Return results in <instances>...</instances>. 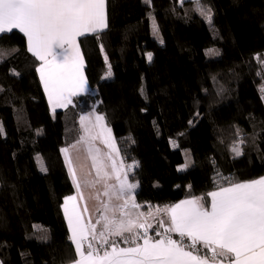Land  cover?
I'll list each match as a JSON object with an SVG mask.
<instances>
[{
    "label": "trees",
    "instance_id": "16d2710c",
    "mask_svg": "<svg viewBox=\"0 0 264 264\" xmlns=\"http://www.w3.org/2000/svg\"><path fill=\"white\" fill-rule=\"evenodd\" d=\"M106 21L78 38L89 90L54 113L24 34L0 33V264L76 260L61 150L79 140L84 112L104 117L134 163L145 210L196 196L208 207L209 192L264 176V0H106ZM214 45L218 57H206ZM183 147L192 163L180 172Z\"/></svg>",
    "mask_w": 264,
    "mask_h": 264
},
{
    "label": "snow or ice",
    "instance_id": "6c2138e0",
    "mask_svg": "<svg viewBox=\"0 0 264 264\" xmlns=\"http://www.w3.org/2000/svg\"><path fill=\"white\" fill-rule=\"evenodd\" d=\"M106 27V0H0V33L18 29L27 38V50L41 61L36 71L53 111L66 108L71 104V98L84 90V61L78 38ZM151 58L149 53L148 59ZM107 75L111 76L110 70ZM88 119L81 117L85 135L80 140L90 144L98 135L107 132L109 136L104 143L112 151H118L111 142V130L103 124L104 117L96 116L91 127L85 125ZM62 151L79 192L80 182L67 157L68 149ZM233 151L237 156L241 155L238 147ZM89 153H92L91 146ZM96 153L91 156L93 168L97 182L105 181L103 195L109 200L102 204L100 218L92 223L90 218L85 222L78 210L76 196L65 198L63 208L71 232L69 239L78 256L73 264H210L207 256L195 254L198 245L211 253V264H223L225 260L228 264H264V177L239 183L229 181L227 187L220 186L217 191L207 194L211 198L208 207L204 197H193L156 208V214H166L168 224L160 220L158 227L163 228V232L157 231L158 238H153L148 234L153 228L148 222L152 212L147 215L141 212L132 218L124 212L127 200L123 205H111L113 196L122 199L138 185L128 182L127 173L122 174L111 152L107 154L111 160V174L98 156L99 149ZM113 174L118 188L107 184ZM80 198L83 199L82 193ZM132 201L134 208L141 207L134 197ZM117 210L122 218L116 217ZM84 211H87L86 206ZM97 225H102L99 232ZM171 233L178 234L181 239H173ZM110 237H121L124 244L132 246L120 247L110 242ZM184 238L190 244L185 245Z\"/></svg>",
    "mask_w": 264,
    "mask_h": 264
},
{
    "label": "crops",
    "instance_id": "0c3cea01",
    "mask_svg": "<svg viewBox=\"0 0 264 264\" xmlns=\"http://www.w3.org/2000/svg\"><path fill=\"white\" fill-rule=\"evenodd\" d=\"M16 30H18V29H16ZM102 30H104V29H102ZM102 30H100V31H102ZM89 34H91V33H89ZM25 42H26V46H27V38L26 37H25ZM80 53L83 56L82 51H80ZM83 61H84V59H83ZM40 63H41V61H39L37 68L39 67ZM84 66H85V63H84ZM83 73H84V67H83ZM37 76L39 77L40 85H41V88L43 89L44 96H45V100H47V104H48L49 111L52 112V113H54L55 111H60V109H63V108H56L55 111H53L52 105L49 102L48 95H47V93L44 90V86H43V83H42V81L40 79V74L38 72H37ZM84 77H85V80H86V84L84 86V90L78 92L77 95L83 94V93H85V92H87L89 90V86H88V82H87V79H86V75L85 74H84ZM71 100H72V98H71ZM260 101L264 104V99L263 98L262 99L260 98ZM98 115L101 116L99 113L94 112V111L84 112V114L80 115V117L78 118V123H79V128H80V134H79L80 135V138H81V136L85 135V133H84V126H82V124H81V117L82 116L88 117L89 119L85 121V125L91 127V124L95 123V117L98 116ZM103 124H104L105 127L108 128V126L106 125V123L104 121H103ZM95 131L98 132L99 129H96ZM108 136H109V133H107V132L103 133V135H98L95 140H91L90 141V144L89 143H86L84 141H81L80 138H79V140L76 141L73 145L66 146V147H62V149H68L67 155L69 156V159H71V160L74 161V163H73L74 165L75 164L78 165V167H80L81 169L85 167L87 170H91L93 168V163H92L93 161L91 160L92 159L91 156L94 155V154H96V149H99L98 156L99 155H101V156L104 155L105 156V154H107V150L110 153V148L104 143V139H106ZM110 137H111V133H110ZM112 137H113V134H112ZM112 140H113V143L115 144L116 149L118 150V147H117V145L115 143L114 137H113ZM90 146L92 148V153L91 154L89 153V147ZM61 154H62V158L65 161L66 169L68 171L69 178H70V181L72 183L71 176H70V172H69V167L67 166V162H66V159H65V156H64V152L62 150H61ZM118 156H119V153H118ZM90 160L92 162H90ZM120 160H121V157H120ZM109 161H110V159H109ZM262 177H264V176H262ZM259 178H255V179H259ZM90 187H91V184H90ZM224 187H227V186H224ZM90 189L91 188H87L85 190L82 189V194L84 196H83V199H81L80 198V195H79V192L76 191V189L74 188V184H73V193L65 196L64 199H63V202L61 204V207H62L63 217L66 220V225H67V229L69 231V235H71V232H70V229L68 227V221H67V218H66V216L64 214V208H63V205L65 203V198L66 197L76 196L77 197L76 203L78 205V210L81 212V214H82L85 222H87L89 220V218H90L92 223H96L95 218L93 217L94 214L92 212H87V215H86V213L84 211V208L81 205L83 202H87V203L88 202H91V197H90V195L87 192V190L90 191ZM217 190H213V191H217ZM191 198H193V197L184 198L182 200H187V199H191ZM182 200H178V201H176L173 204L179 203ZM209 200H211L210 197H209ZM119 201H120V199H119ZM124 202H125V199H124V201H122V199H121V201H120V203H118V205H123ZM208 206H210V202H209V205ZM127 208H129L131 210V212L128 215L131 216L132 218L138 217L141 212L144 213V214H146V215L149 212H152L153 213V215H151V216L148 217V222L153 225V228L152 229H149V233L148 234L150 236H152L153 238H158V237H156V232L157 231L163 232V228L158 227V222L160 220H163L165 222V225L168 224V218H167L166 214L163 213V212H161L159 214H156L155 213V209L148 208V209L145 210V209H143L141 207L140 208H134L132 206V203L131 204H127V206L124 208V210L126 209L128 211ZM160 208H164V207H160ZM124 212L126 213V211H124ZM115 215H116L117 218H122L121 212L119 210H117L115 212ZM124 218H126V217H124ZM101 227H102V225H97V232H99L101 230ZM127 235L128 234H125L126 237H127ZM170 235L172 236L173 239H176V240H180L181 239L179 237V235L176 234V233H171ZM109 239H110V242H115L120 247L132 246L131 244H124L123 243V238H121V237H110ZM184 239L185 240H183V242L188 241L190 243V241L187 238H184ZM140 242L142 243V241H140ZM94 243H96L97 246H99L98 245V242H94ZM86 249H87V245H85V250ZM197 249H199V250L195 254H198V255H201V256H207L210 259V264H211V253L208 250L204 249L202 245H198L197 246ZM74 250H75V245H74ZM102 251L103 250H101V254H102ZM75 253H76V250H75ZM76 259H78V256H77ZM74 261L69 262L67 264H73ZM223 264H228V261L225 260L223 262Z\"/></svg>",
    "mask_w": 264,
    "mask_h": 264
},
{
    "label": "rangeland",
    "instance_id": "374dc122",
    "mask_svg": "<svg viewBox=\"0 0 264 264\" xmlns=\"http://www.w3.org/2000/svg\"><path fill=\"white\" fill-rule=\"evenodd\" d=\"M144 1L148 2L149 0H144ZM208 27H209L210 31L212 32L213 31V29H212L213 27H212V25L210 23H208ZM150 36H153L158 42H161V36L159 35V33H158L157 29H156V24H154V21H153L152 17L150 19ZM204 52H205V56L208 57V58L218 57V54H219L217 46H215V45L205 49ZM108 77H111V76H108ZM260 90H261L260 98L264 99V87L262 86V88ZM112 139H113V137H112V133H111V141L113 142ZM170 142H171V146L173 148H176L178 146L177 142H175L173 140H171ZM110 152H111V155H112V159H115V161L117 163V167L119 169H121L122 174L124 172L127 173L128 182L137 184L136 180L129 179V174L132 173L133 170H134V168H133L134 167V163H125L122 160H120V157L118 156V152L117 151H112V149H110ZM108 153H109V151L107 150V154ZM107 154H105V156L104 155L103 156L99 155V158L103 159L104 164L106 165L105 170L111 174L112 173L111 160L109 161V158H108ZM182 154H183V161H182L181 164L177 165V170L180 171V172H182V170H185V169L189 168L191 166V163H192L191 153H189L188 147H183L182 148ZM64 156H65V159H66L65 153H64ZM67 157L69 158L68 155H67ZM35 160L38 163V168L40 170H42L43 161L41 160L40 156L36 155L35 156ZM91 160H90V162H92ZM66 162H67V166L69 167V163H68L67 159H66ZM73 163H74V161L71 160V167H72V169L75 170L77 181L80 182L79 195H80V192L82 193V189L85 190L87 188H91L90 191L87 190L88 194L91 197V202H88V203L87 202H83L81 205L83 206V208H85V206L87 207V211H85L86 215H87V212H92L94 214L93 217L95 218V221H97L100 218L101 213L103 211L102 204L104 202H108V200H109V198L107 196L103 195V192L105 190V181L104 180H100L99 182H97L98 178L96 177L95 168H92L91 170H87L84 167V168L81 169L80 167H78V165H76V164L74 165ZM184 165H187V167H184ZM69 172H70V170H69ZM70 176H71L72 183L74 184V188L78 192L76 184L73 181V176H72L71 172H70ZM86 181H87V183H86ZM90 184H91V187H90ZM107 184L115 185L117 188L119 187L118 182L116 181L114 174L111 175V178L107 179ZM135 190L136 189H134L131 193L125 195L122 198V201H124V199H125V200L128 201L127 204L133 203L132 198L134 197V194H135L134 191ZM97 197H99V198H97ZM120 201H121V199H120ZM120 201L118 199H116L115 196H113L112 200H111V205L113 207L118 206V203H120ZM127 209H128L129 212L126 209L124 211H126V213L129 214L131 212V210L129 208H127ZM111 214L112 213H110V215Z\"/></svg>",
    "mask_w": 264,
    "mask_h": 264
},
{
    "label": "built area",
    "instance_id": "2783aa9c",
    "mask_svg": "<svg viewBox=\"0 0 264 264\" xmlns=\"http://www.w3.org/2000/svg\"><path fill=\"white\" fill-rule=\"evenodd\" d=\"M185 245H188V244H190L188 241H186V242H183Z\"/></svg>",
    "mask_w": 264,
    "mask_h": 264
}]
</instances>
